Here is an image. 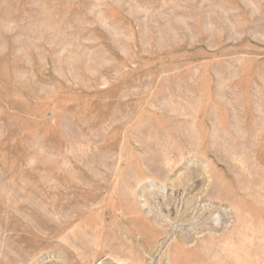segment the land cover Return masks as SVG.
I'll return each instance as SVG.
<instances>
[{
  "label": "rangeland",
  "instance_id": "374dc122",
  "mask_svg": "<svg viewBox=\"0 0 264 264\" xmlns=\"http://www.w3.org/2000/svg\"><path fill=\"white\" fill-rule=\"evenodd\" d=\"M0 264H264V0H0Z\"/></svg>",
  "mask_w": 264,
  "mask_h": 264
},
{
  "label": "bare ground",
  "instance_id": "6f19581e",
  "mask_svg": "<svg viewBox=\"0 0 264 264\" xmlns=\"http://www.w3.org/2000/svg\"><path fill=\"white\" fill-rule=\"evenodd\" d=\"M207 218V217H206ZM207 224H205V226H206ZM206 228V227H205Z\"/></svg>",
  "mask_w": 264,
  "mask_h": 264
}]
</instances>
